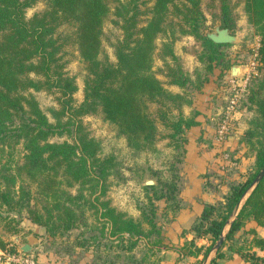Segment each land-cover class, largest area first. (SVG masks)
Segmentation results:
<instances>
[{
    "label": "trees",
    "instance_id": "obj_1",
    "mask_svg": "<svg viewBox=\"0 0 264 264\" xmlns=\"http://www.w3.org/2000/svg\"><path fill=\"white\" fill-rule=\"evenodd\" d=\"M37 1L0 0V153L11 139L20 142L23 149L22 162L14 165L7 175L0 172V203L9 209H25L29 220L52 236L86 226L84 212L93 209L92 213L109 225L110 235L146 237L155 225L144 211L142 220L133 219L101 199L114 167L113 157L98 155V141L89 135L81 118L100 114L105 122L117 128L130 147L152 149L157 126L148 105L153 104L160 124L167 131L164 137L169 139L168 144L185 142V131L197 124L196 112L188 117L181 112L182 106L191 102L185 91L191 81L171 50L174 30L170 28L171 33L167 34L169 5L179 19L176 23L179 32L202 40L204 51L198 57L204 74L215 69L219 76L223 74L228 66L220 49L223 45L213 43L200 31L204 20L200 0H186L187 4L179 5L172 0H153L147 10L150 17L141 27H137V0H130V8L122 14L120 3L114 7L121 18V24L114 22L121 30V37L111 44L115 59L111 62L105 55L99 56L101 27L110 9L105 0H45L42 11L26 18L25 10ZM209 7L215 10L213 15L221 27L231 29L230 0H209ZM244 11L259 38L253 60L264 65V0H245ZM63 26L70 27L69 32ZM158 34L170 37V42L162 44L161 54V57L169 56L173 63L163 60L166 83L182 88V92L168 90L152 70L154 40ZM66 44H73L85 63L83 96L77 104L72 96L77 89L75 80L67 74L62 56ZM206 75L196 78L194 89L201 87ZM39 90L57 94L59 109H51L55 123L48 120L31 94ZM245 96L255 115L253 126L245 131L241 142L254 153L252 170L242 182L230 185L221 200L203 205L190 227L193 238L175 246L177 261L205 257L229 221L211 263L217 264L216 259L228 251L249 264H264V257L253 250V247L263 250L264 239L256 237L253 230L245 232L253 234L250 240L243 238L245 233L238 234L248 221L264 226V176L243 200L264 164V75L250 78ZM64 132L71 136V143L49 141ZM173 179L164 184L165 193L153 192L152 198L147 197L150 213H153L152 199H164L175 211L180 208L176 197L177 175ZM32 188L36 193L34 202H30L34 199ZM73 188V192L68 191ZM143 188L155 189L150 185ZM242 200L231 218L234 207ZM142 221L151 226L147 232ZM195 239H206L208 245L198 246ZM0 250H5L1 241ZM15 251L14 247L8 250Z\"/></svg>",
    "mask_w": 264,
    "mask_h": 264
},
{
    "label": "rangeland",
    "instance_id": "obj_2",
    "mask_svg": "<svg viewBox=\"0 0 264 264\" xmlns=\"http://www.w3.org/2000/svg\"><path fill=\"white\" fill-rule=\"evenodd\" d=\"M105 1L110 9L101 27V53L99 56L102 58L105 55L109 61L114 62L111 44L121 37V30L117 26L121 24V18L116 15L114 7L120 3V14H122L130 8L128 5L130 0ZM141 1H145V3L140 4ZM172 2L175 5H179L180 2L187 4L186 0H172ZM152 3L153 0L136 1L139 11L137 27L145 25L149 19L150 14L147 10ZM244 3L245 0H230V16L233 18L231 30L238 41L233 44H221L223 45L220 48L223 53L222 57L228 66L224 68L223 74L220 76L218 69L207 75L204 74V66L198 57L204 51L202 40L196 39L190 34H181L178 25H176L179 19L173 15L172 6L168 7L167 34L171 33L170 28L174 30L171 50L191 81L185 89L191 102L189 105H183L181 112L185 117L196 112L193 109H187L192 103L191 97H195V94L203 88L202 86L211 87L210 92L207 91L208 94H199L198 97L200 102H203L202 98L204 97L205 103L213 105L214 110L211 115L203 114L204 120L210 126L208 128L199 127L201 131L198 133V130L195 129L194 132L196 137L203 139L215 136L217 142L214 143V146L209 142H188L189 129L184 133L185 142L178 141L174 145H169V139L164 137L167 131L160 124L155 113L156 106L153 104L148 105L150 115L157 126V135L152 149L137 150L130 147L125 137L118 133L117 128L105 122L100 114L86 115L81 118V123L89 135L98 141V155L113 157L114 167L107 177L106 192L101 199L108 200L111 207L133 219L142 220V211H144L155 225L152 229L153 232L146 237H127L126 234L121 237L112 236L109 233V225L92 213L93 209H87L84 212L86 226L82 225L62 235L52 236L45 231L44 227L32 223L25 209H9L5 204L0 203V241L5 245V250H0V264H25V260H32L34 264H170L166 254L161 250L163 246L169 248L164 232L171 227V222L182 209L179 200L180 189L184 186L181 179L182 169L186 166L197 165L196 162H198L195 159L190 160L184 157V153L195 148L196 150L205 149V151L208 149L210 155L214 151L212 158L205 159L201 164L202 172L200 173L204 189L207 187L206 189L218 197L214 203L222 199L229 191L230 185L242 182L252 170L254 153L247 144L241 142L245 131L253 126L255 115L253 106L246 101L245 92L237 104L236 112L225 115L228 100L232 97V92L227 89L230 69L233 66H246L254 61V53L258 46V34L248 21ZM199 5L204 16L200 27V31L203 33L206 27H212L219 20L214 17L215 10L209 7V0H200ZM44 8L45 0H39L25 10V17L30 18L34 13L40 12ZM114 22H118V24L116 25ZM61 28H65L67 32L70 30V27L66 26ZM164 42H170V37L166 38L164 35L158 34L154 40L152 70L168 90L175 93L182 92V88L166 83L163 60L167 64L173 65V63L169 56L161 57ZM62 56L66 61L67 74L74 77L75 80L77 89L72 96L74 103L77 104L83 96L82 89L86 76L85 63L80 59L73 44L65 45ZM256 65V76L261 78L264 75V65ZM204 75L207 77L206 81L199 89H194L196 78L200 79ZM31 94L48 120L55 123L51 109H59L56 100L57 94L43 90L31 91ZM184 109L187 111L184 112ZM174 115H176L175 111ZM223 122L228 124L220 134L217 129ZM49 141L71 143L72 138L64 132L62 135L51 137ZM22 158L21 143L15 139L8 140L0 153L1 174L7 175L12 172L14 165L20 164ZM175 175L178 178L176 197L179 200L180 208L175 211L173 205H167L164 199H152L153 213H150L147 197L152 198L153 192L165 193L166 185L164 186V184L173 181ZM144 180L153 181L150 186H154L155 189H144L143 187L147 186L144 185ZM2 182L4 185V181ZM68 191L73 192L74 188L68 189ZM31 193L34 199L30 202H34L36 198L34 188ZM247 194L246 192L243 200ZM246 224L238 234L246 232ZM141 225L146 232L151 229V226L146 222L142 221ZM246 234L243 235V238L250 240L251 237ZM24 245L28 246L27 252L22 250ZM11 247L15 248L14 253L8 252ZM9 257H13V259Z\"/></svg>",
    "mask_w": 264,
    "mask_h": 264
},
{
    "label": "crops",
    "instance_id": "obj_3",
    "mask_svg": "<svg viewBox=\"0 0 264 264\" xmlns=\"http://www.w3.org/2000/svg\"><path fill=\"white\" fill-rule=\"evenodd\" d=\"M202 87L203 88H201L200 91L195 94V97H191L192 103L190 106H188L189 108L187 107V109L189 110L193 109L194 111H196L197 122L194 127H191L188 130V133L190 134V136L189 134H187L188 142H209L214 146V143L217 142L215 136H209L208 139H203L200 137H196L194 132V130L197 129L199 133L201 131V128H208L210 126L209 123L204 120L203 114L209 116L213 113L212 111L214 110L212 103H205V101L203 100L204 97L202 98L203 102H200V100H198V97L200 96L199 94L204 93L206 95L211 90V87ZM186 111L187 110L184 109V112ZM207 150H196L195 148L191 150L189 149L184 153V157H187L190 160L195 159L198 162H196L197 165L186 166L182 169L183 173H181V179L183 180L182 182L184 186H182L179 193V200L182 209L171 222V227L168 228V230H165L164 232L165 240L166 242H168L169 248L163 246L161 247V250L163 251V253L166 254V257L168 258L170 264H212L211 262L215 259L216 256L217 250L214 251L211 248L207 255L203 258L201 255H199L195 258L187 257L177 261L178 255L175 251L176 245L182 244L183 241H188L193 238L194 235L190 230V227L194 220L200 214L203 205L214 203V201L218 199L216 194L211 193L209 189H204V186L202 185L200 179V173L202 172L201 164L204 162L205 159L212 158V155L214 153V151L211 150L212 154L210 155V153L208 152L209 150ZM245 229V231L253 230L256 237L264 239V226H258L255 224V222L248 221ZM226 231L227 228L225 227L223 232L225 233ZM246 235L248 237L250 236L251 238L253 236V234L249 233ZM195 243L198 246L208 245V241L206 239H195ZM253 250L257 255L264 257V249L261 250L253 247ZM216 262L217 264H249L238 254L228 251L224 252V256L222 258L216 259Z\"/></svg>",
    "mask_w": 264,
    "mask_h": 264
},
{
    "label": "water",
    "instance_id": "obj_4",
    "mask_svg": "<svg viewBox=\"0 0 264 264\" xmlns=\"http://www.w3.org/2000/svg\"><path fill=\"white\" fill-rule=\"evenodd\" d=\"M205 36L215 44H233V43H237V41H238L236 36H234L232 34V30L230 28L220 27L219 21L215 22L213 29L211 31H205ZM239 70H240V67H238V66L231 67L230 75L232 77H237L239 75ZM263 176H264V164H263L262 168L258 171V173L255 175V177L253 178V180L250 184V187L246 192L249 193L259 183V181L261 180V178ZM151 184H153V181L144 180V185H151ZM240 205H241V202L238 203L234 207L231 218H233V216L237 213ZM228 225H229V221L226 224V228H228ZM223 235H224V232L222 231L221 237L212 246V250L215 251L219 248V246L222 242V239H223ZM22 250L24 252H27L28 246L24 245Z\"/></svg>",
    "mask_w": 264,
    "mask_h": 264
},
{
    "label": "built area",
    "instance_id": "obj_5",
    "mask_svg": "<svg viewBox=\"0 0 264 264\" xmlns=\"http://www.w3.org/2000/svg\"><path fill=\"white\" fill-rule=\"evenodd\" d=\"M256 64L255 61H251L246 66L240 67L239 75L237 77L229 76L227 80V89L232 92V97L228 100L225 115L236 112L237 104L245 92L250 78L257 75ZM227 124V122H223L217 129L218 133L221 134ZM9 258L13 259V257ZM25 264H34V262L32 260H25Z\"/></svg>",
    "mask_w": 264,
    "mask_h": 264
},
{
    "label": "flooded vegetation",
    "instance_id": "obj_6",
    "mask_svg": "<svg viewBox=\"0 0 264 264\" xmlns=\"http://www.w3.org/2000/svg\"><path fill=\"white\" fill-rule=\"evenodd\" d=\"M213 26L212 27H206V30L204 29L203 34L205 35V31H211L213 29ZM220 27H221V25H220ZM222 28H224V27H222Z\"/></svg>",
    "mask_w": 264,
    "mask_h": 264
}]
</instances>
